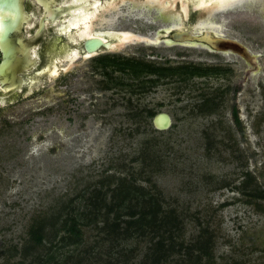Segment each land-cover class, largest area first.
<instances>
[{
    "label": "rangeland",
    "instance_id": "rangeland-1",
    "mask_svg": "<svg viewBox=\"0 0 264 264\" xmlns=\"http://www.w3.org/2000/svg\"><path fill=\"white\" fill-rule=\"evenodd\" d=\"M157 11L124 1L104 12L109 24L98 20L95 28L136 39L119 52L75 60L69 83L52 76L53 87L0 112V264H120L102 230L105 210L97 214L90 203L98 191L110 203L121 181L158 195L163 209L178 214L176 242L210 233L212 261L201 264H264V0L209 15L260 54L257 67L234 53L162 43L158 31L167 25L152 18ZM133 59L170 71L115 66ZM160 113L171 118L166 130L153 125ZM54 217L44 246L24 258L29 230ZM69 217L81 224L79 244L61 240ZM150 245L147 237L119 247H136L130 264H142ZM183 255L165 264H186Z\"/></svg>",
    "mask_w": 264,
    "mask_h": 264
},
{
    "label": "trees",
    "instance_id": "trees-1",
    "mask_svg": "<svg viewBox=\"0 0 264 264\" xmlns=\"http://www.w3.org/2000/svg\"><path fill=\"white\" fill-rule=\"evenodd\" d=\"M130 62V63H129ZM115 66L122 71L130 69L134 74L147 72L151 74H159L160 71H167L164 67H149L141 62L127 60L125 63H116ZM197 73V72H196ZM199 75V74H197ZM206 103V101H205ZM234 121L239 124V116L237 110L233 109ZM149 117L154 116L153 111H148ZM123 181L117 183V186L111 190L110 203H106V193L102 194L100 191L94 196V201L90 203L93 210L98 209L97 214H100L104 209L103 227L102 230L107 234V238L115 243L117 260L120 264H130L136 258V247L126 250L119 247V244L132 239L144 240L149 237L150 246L142 259V264H165L175 254H184L187 258L186 264H201L203 258H207L209 262L212 261V236L207 232L193 244L184 245L175 241V236L178 230H181V220L174 212V210L163 209L159 196L154 193L145 192L133 185H125ZM259 197L263 198L262 193ZM258 196V195H254ZM126 201L131 202L126 205ZM141 201V202H140ZM125 208V211L120 209ZM114 214L110 220L109 215ZM127 217V219H124ZM58 217H54L50 222H42L29 230V238L27 244L22 248L24 258L40 250L45 243V232L47 225L53 226ZM55 221V222H54ZM64 237L61 238L70 244H79L82 242L80 227L81 224L69 217L63 221ZM119 247V248H118ZM197 253L195 256L194 253ZM37 260H41L38 256Z\"/></svg>",
    "mask_w": 264,
    "mask_h": 264
},
{
    "label": "flooded vegetation",
    "instance_id": "flooded-vegetation-1",
    "mask_svg": "<svg viewBox=\"0 0 264 264\" xmlns=\"http://www.w3.org/2000/svg\"><path fill=\"white\" fill-rule=\"evenodd\" d=\"M89 3V0H0V65L10 62V70L16 71L12 87L0 83V93L5 95L0 97V112L21 102L24 97L53 87L52 76H66L64 83H69L71 65L75 60L85 61L103 54L90 57L79 55L73 61L63 54L72 47L67 30L74 19L72 17L84 12ZM93 29L100 31L95 27ZM70 30L72 32L74 28ZM84 43L85 40L78 44L84 46ZM8 45L14 53L10 60L6 57ZM56 53H61L56 62L57 70L47 78L45 71ZM25 61L28 62L26 71L23 69ZM18 78L21 81L19 86L16 82ZM64 86L70 90V86ZM58 93L61 94L60 91Z\"/></svg>",
    "mask_w": 264,
    "mask_h": 264
},
{
    "label": "bare ground",
    "instance_id": "bare-ground-1",
    "mask_svg": "<svg viewBox=\"0 0 264 264\" xmlns=\"http://www.w3.org/2000/svg\"><path fill=\"white\" fill-rule=\"evenodd\" d=\"M124 1H130L132 3L134 2L138 7L157 8L158 16L153 15L152 18L156 20L157 18H160L158 19V21L165 23L163 25H167V31H169V29L178 27L184 29L190 27L192 32L196 34H200L204 31H213L222 35L224 34V30L221 23L210 22V13L212 11H222L230 8L238 2H241L242 0H225V2H219V0H89L90 3L88 8L81 14L79 13L77 16L72 17L74 19H72L71 21V26L67 28L68 34L70 35L69 42L72 43V47L71 49H69V51L66 50L63 54H66L67 58H71L72 61L79 55L85 56L86 53L83 50H81L82 52L77 51V48H75V46H77L76 44L81 43L93 36V28L97 26L95 25V22H97L98 20L101 21L99 22L100 24L102 23L108 25V19H105L102 14H104V12L110 11L111 9H115L120 3ZM240 6L247 7L245 3L240 4ZM164 13L168 14V21L174 19L172 21L173 24H169V22L161 20L162 14ZM72 27L74 28V30L70 32V29ZM162 34L163 36L167 37L168 32H164ZM134 37L135 36L131 34L124 33L123 36H121V38H119L118 41L115 42L117 43V48L120 49L123 44L133 40ZM73 44L75 45L73 46ZM165 44L168 46L180 45L174 44L170 41L165 42ZM182 46H194L202 48V46L193 43H185ZM219 54L227 57H230L232 55L231 52H220ZM60 56L61 53H56L51 58V64L45 71L47 78L56 72V62L57 59L60 58ZM257 56L259 57L260 54H258ZM251 65L257 67L256 64L251 63Z\"/></svg>",
    "mask_w": 264,
    "mask_h": 264
},
{
    "label": "water",
    "instance_id": "water-1",
    "mask_svg": "<svg viewBox=\"0 0 264 264\" xmlns=\"http://www.w3.org/2000/svg\"><path fill=\"white\" fill-rule=\"evenodd\" d=\"M162 17H164L166 20H168L169 18L168 14L165 13L162 14ZM164 32H168L167 37L163 36L162 33ZM124 33L131 34L126 31L107 29L94 31L93 36L85 40L84 46H82L81 44H76L77 46H75V48L83 50L86 53L84 57H90L91 55L99 53L119 52L124 44L120 47V49H118L117 43L115 42H117L118 39L121 38ZM134 39L136 38L134 37ZM157 40L161 41L162 43L170 41L174 44L180 45H184L185 43H193L202 46L207 50L218 53L231 52L239 55L241 58H243L250 64H256L255 60L258 57L256 54L252 53L251 50H249L243 43L233 37H229L224 34L221 35L213 31H204L200 34H196L192 32L190 27H187L185 29L178 27L169 29V31H167V27H162V29L158 31ZM8 48L9 51L6 57L10 60L13 57L14 53L12 54V52L10 51L9 45ZM27 64L28 62L25 61V65L23 68L25 71L28 69ZM10 66V62L5 65H0V83H6L7 86L12 87V84L15 82L14 74L16 73V71L10 70ZM16 82L19 86L21 81L18 78ZM4 96L5 95L3 93H0V97ZM171 123L172 121L170 116L165 113H160L156 115L153 119V125L157 130H166L171 126Z\"/></svg>",
    "mask_w": 264,
    "mask_h": 264
},
{
    "label": "snow or ice",
    "instance_id": "snow-or-ice-1",
    "mask_svg": "<svg viewBox=\"0 0 264 264\" xmlns=\"http://www.w3.org/2000/svg\"><path fill=\"white\" fill-rule=\"evenodd\" d=\"M219 2H225V0H219Z\"/></svg>",
    "mask_w": 264,
    "mask_h": 264
}]
</instances>
